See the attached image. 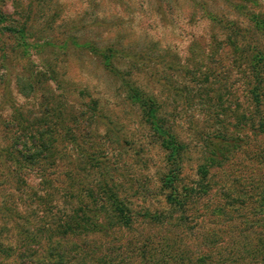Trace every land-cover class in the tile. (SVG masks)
<instances>
[{
	"label": "rangeland",
	"instance_id": "374dc122",
	"mask_svg": "<svg viewBox=\"0 0 264 264\" xmlns=\"http://www.w3.org/2000/svg\"><path fill=\"white\" fill-rule=\"evenodd\" d=\"M247 13L264 0H0V264H57V237L95 264H264L253 53L234 51L264 48ZM91 46L125 53L119 72ZM126 82L154 99L179 167ZM72 216L87 229L70 236Z\"/></svg>",
	"mask_w": 264,
	"mask_h": 264
},
{
	"label": "trees",
	"instance_id": "16d2710c",
	"mask_svg": "<svg viewBox=\"0 0 264 264\" xmlns=\"http://www.w3.org/2000/svg\"><path fill=\"white\" fill-rule=\"evenodd\" d=\"M190 2H194L195 0H189ZM193 4V3H192ZM205 8V6H204ZM248 15V22L254 24L255 28L264 36V18L260 16H256L253 13H247ZM205 15L208 16L206 13L205 8ZM210 15V14H209ZM211 16V15H210ZM208 18V17H207ZM215 19L213 16L212 20ZM9 30H13L12 28H9ZM8 30V31H9ZM11 32V31H10ZM21 38H24V34L21 33ZM229 37V36H228ZM245 47H235L234 51H238L240 53L238 60L241 61L248 52L253 53L252 55V63L251 65H248V67L243 66L244 74H246L245 78L247 79L248 83H251L254 85V87L250 90L251 92V98L250 103L253 105L254 111L251 113L250 121L253 123L255 121L256 116H258V122H261V124H258L257 127L252 126V130L258 129L260 131L264 132V108H261L262 103L264 102V48L258 49L257 46H253V48H250V46ZM252 50V51H251ZM2 52L1 58H0V66L3 69H6L5 62H6V53L5 49L0 50ZM91 54H94V56L99 57L101 56L104 61L103 65L105 68L112 74H117L119 71L116 68V64L119 59L126 58L127 55L123 53L120 49H115L113 47H106L104 50L97 49V47H90ZM242 62H238V67H240V64ZM246 64V62H245ZM126 86V95L127 98L134 103H138V105L141 108V116L142 119L145 121L147 125L151 127V129L157 134V136L161 140V144L165 151L167 152V159L168 163L171 164L173 167H179L181 160H182V145L180 141L177 139V136L166 129L164 127L165 122L164 120L158 116V109L157 105L154 102L153 98L150 97H144L141 95V92L132 85V83H124ZM239 130V128L237 129ZM236 130V132H237ZM239 132V131H238ZM220 140L221 143H227L231 144L235 142L236 136L233 137H214V140ZM211 140L209 142L213 148V150H218L214 146L215 143ZM218 145V144H217ZM264 202V199H262ZM129 210L125 208L123 205H121L117 201H112L110 204V213L112 216L117 219V221H120L121 224H123V227H128V220H130L129 217ZM85 224H89V219L84 220ZM81 220L77 217H70L69 220L64 221V227L70 228L66 231V234H70L73 231L72 227L75 225L79 231L83 232L86 230V225L80 224ZM75 231V230H74ZM76 232V231H75ZM64 238L57 237V249L59 248H67L62 249L63 251H57V264H95L94 261L88 259V256L85 255L82 251L78 250L76 253L70 248L71 241L67 240L66 243H64ZM70 250V251H69ZM41 261L37 260L36 263L38 264ZM97 264V263H96Z\"/></svg>",
	"mask_w": 264,
	"mask_h": 264
}]
</instances>
